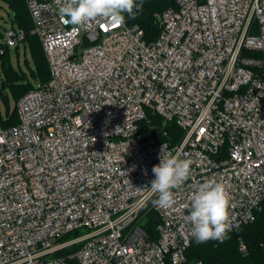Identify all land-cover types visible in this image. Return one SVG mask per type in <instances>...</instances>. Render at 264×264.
<instances>
[{
  "label": "built area",
  "instance_id": "built-area-1",
  "mask_svg": "<svg viewBox=\"0 0 264 264\" xmlns=\"http://www.w3.org/2000/svg\"><path fill=\"white\" fill-rule=\"evenodd\" d=\"M175 1L156 14L160 33L148 42L125 21L63 23L66 0H27L51 77L17 101V124L3 127L0 117V264L186 263L196 239L182 205L207 179L227 187L231 231L256 219L264 0ZM23 37L12 27L6 43ZM149 113L177 122L179 141L144 137ZM168 153L191 159L192 176L173 190L174 208L158 210L152 168ZM150 209L156 237L142 223ZM240 250L248 252L243 240Z\"/></svg>",
  "mask_w": 264,
  "mask_h": 264
},
{
  "label": "trees",
  "instance_id": "trees-1",
  "mask_svg": "<svg viewBox=\"0 0 264 264\" xmlns=\"http://www.w3.org/2000/svg\"><path fill=\"white\" fill-rule=\"evenodd\" d=\"M12 9L13 16L11 23L13 28L24 33L21 41L29 48L33 61L35 76L39 83L47 82L51 77L50 66L43 48L42 41L37 33L33 31L34 22L28 7L27 0H4ZM139 2V0H138ZM175 0H143V9L135 19H131L125 13V23L128 26L138 25L144 32V39L148 42L155 40L160 33V27L156 19V14L169 7H176ZM4 33L0 30V38ZM21 43V42H20ZM20 44L17 46L19 47ZM0 55L2 58V68L6 78L0 83V91L6 92L9 87L15 99L18 101L26 92L34 88L31 81H26L25 73L17 69L10 62L7 53L9 46L7 43H0ZM247 55H259L255 50H245ZM36 78V79H37ZM7 97V94H5ZM1 125L10 127L19 122V114L16 109L3 117L0 110ZM140 132L144 137L155 135L160 141L176 143L183 135V129L175 121H165L158 114L149 113L147 117L140 121ZM166 131V133H163ZM148 220L145 225L147 232L152 237H156V216L153 209L147 214ZM79 231H73L64 236L70 238L72 233L75 235ZM74 235V236H75ZM73 237V236H72ZM243 240L247 245V253L240 250V241ZM264 200L259 204L256 219L254 221L241 225L237 230L229 231L227 238L220 242L219 240H209L204 243L193 241L187 250L188 261L183 264H190L195 260H202L205 264H264ZM78 248V245H72L61 251L60 254L68 256ZM69 264H79L75 258L67 257ZM172 264V263H168Z\"/></svg>",
  "mask_w": 264,
  "mask_h": 264
},
{
  "label": "clouds",
  "instance_id": "clouds-1",
  "mask_svg": "<svg viewBox=\"0 0 264 264\" xmlns=\"http://www.w3.org/2000/svg\"><path fill=\"white\" fill-rule=\"evenodd\" d=\"M143 9V0H66L65 6L59 9L63 23L83 25L92 21L106 19L116 25H122L125 13L131 19ZM192 160L181 159L179 155L168 153L161 156L160 163L153 166L154 179L150 191L157 198L152 200L153 207L158 210H170L177 204L173 191L182 189L192 176ZM139 190V189H138ZM189 214L184 217L190 224L191 234L198 243L209 240L223 242L231 230L230 195L222 182L207 179L199 184L190 197Z\"/></svg>",
  "mask_w": 264,
  "mask_h": 264
},
{
  "label": "rangeland",
  "instance_id": "rangeland-1",
  "mask_svg": "<svg viewBox=\"0 0 264 264\" xmlns=\"http://www.w3.org/2000/svg\"><path fill=\"white\" fill-rule=\"evenodd\" d=\"M13 16V11L10 9L9 5L4 1L0 0V30L4 33V37L0 38V43L6 42L7 30H10L13 26L11 23V17ZM20 46L10 47L7 56L13 66L17 69H21L25 73L26 81H31L34 86L39 84V79L35 76L33 72L34 61L29 48L25 45L24 41H20ZM84 46L81 47V49ZM4 48H0L2 50ZM6 78L5 72L2 68V58L0 55V83L2 79ZM37 78V79H36ZM7 94V97H5ZM17 100L15 99L12 90L7 87L6 92L3 94L0 91V110L3 117H7V114L13 112L16 109ZM148 217H145L142 223H147ZM72 233L70 237L74 236Z\"/></svg>",
  "mask_w": 264,
  "mask_h": 264
}]
</instances>
